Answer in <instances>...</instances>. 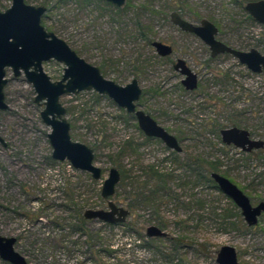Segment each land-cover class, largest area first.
I'll return each mask as SVG.
<instances>
[{
  "label": "rangeland",
  "instance_id": "374dc122",
  "mask_svg": "<svg viewBox=\"0 0 264 264\" xmlns=\"http://www.w3.org/2000/svg\"><path fill=\"white\" fill-rule=\"evenodd\" d=\"M131 1L132 6L149 2L152 5L148 7L164 12L166 18L172 10L183 13L185 9V17L191 21L207 18L213 22L219 28V39L232 47L255 48L264 54V28L249 21L244 10L249 0H237L242 7L231 0ZM27 2L47 6L42 17L47 30L65 39L87 61L103 68L108 78L121 84L137 78L145 89L161 85V91L167 92L151 98L148 105L162 109L165 117L172 115L162 123L182 136L181 157L199 154L208 160H219L221 171H227L229 179L253 204L264 200V146L243 152L222 143L219 133L220 128L236 125L264 141V70L251 72L229 54L220 55L203 69L199 64L201 60L194 56L188 61L198 71L202 89L195 93L181 92L175 87L180 76L169 63L159 61L153 48L138 38L134 30L136 8L121 11L105 0H65L61 4L60 0ZM11 3L12 0H0V9H7ZM167 19L140 10V22L152 27L154 38L170 41L172 36L176 37L173 57L183 55L184 51H202L197 39L174 29ZM203 55L205 59L207 53ZM144 60H147L146 66L138 70ZM64 68L65 65L56 60L44 63L45 72L53 80L62 78ZM7 78L5 94L9 107L0 110V134L7 142L6 146L0 143V233L17 238L16 249L25 255L29 264H159L151 247L161 241L150 240L154 237L145 235L147 226L157 225L146 222L152 209L141 203L133 208L129 204L135 202L133 179L139 176V183L144 179L142 167L156 164L164 170L176 168L169 161L163 144L158 141L146 144L134 120L127 123L118 118L128 117L125 110L106 95L90 90L62 96V103L72 110L67 114L71 135L93 147L95 162L103 169V177L96 184L90 173L52 157L50 127L41 118L44 106L35 102L34 87L24 75L15 77L11 69ZM172 86L174 88L169 89ZM210 120L218 127L211 125ZM129 136L141 143L138 154L119 155L120 146ZM112 167L122 168L130 175L118 185L113 200L131 211L127 222L139 217L140 235L144 237L137 240L125 227L113 229L104 227L101 221L89 220V232L100 231L106 245L118 249L117 259H105L99 255L94 257L88 235L74 230L77 221L73 207L78 202L91 205L85 210L108 207L101 191ZM177 183L178 180H172L168 195L157 203V214L167 224L161 229L174 235L178 232L175 221L201 215L204 221L193 229L197 238L212 243L216 251L222 245L233 246L241 264H264V214L255 226L246 229L241 226V221L245 223L242 216L240 222L231 216L227 219L228 225L222 224L214 219L211 208L197 209L193 196L178 188ZM197 189L201 190L200 198L216 200L213 203L216 213L228 209L235 215L239 211L222 192ZM194 222L191 219L189 225L194 226ZM99 247L103 245L100 243ZM0 264L9 263L0 258Z\"/></svg>",
  "mask_w": 264,
  "mask_h": 264
},
{
  "label": "water",
  "instance_id": "95a60500",
  "mask_svg": "<svg viewBox=\"0 0 264 264\" xmlns=\"http://www.w3.org/2000/svg\"><path fill=\"white\" fill-rule=\"evenodd\" d=\"M114 6L123 7L127 0H105ZM45 5H35L27 0H12L11 6L0 9V110L9 107L6 101L5 87L8 83L7 72L11 69L15 77L24 75L35 90V102L43 104L41 111L43 122L50 127L48 138L55 160L68 161L74 168L91 174L95 180H101L103 169L95 162L94 149L81 141L73 139L71 122L67 118L68 108L61 98L66 94H78L93 90L111 98L120 108L137 117L140 129L145 135L156 137L171 149L181 151L177 139L158 125L149 115L138 110L136 101L140 98V85L135 78L126 85L106 78L101 69L80 56L69 43L55 32L47 30L42 17L47 12ZM244 10L257 23L264 25V0L248 1ZM172 21L185 31L196 34L208 47L212 56L229 54L240 64L254 73L264 70V54L255 48L241 50L217 39L218 29L210 20L204 18L198 25L192 24L176 13L171 14ZM160 55L170 53L171 48L161 42H152ZM56 60L65 65L62 78L53 80L44 70V63ZM180 64V62H179ZM186 76L182 83L186 88L196 86V75L182 68ZM221 142L232 145L242 151L260 149L264 141L250 137L248 130L230 126L220 129ZM0 143L7 145L0 134ZM210 177L220 192L227 196L239 208L244 222L254 226L258 217L264 213V200L252 204L249 197L228 177L212 172ZM121 181V172L117 167L109 170L104 179L101 195L107 200V208H88L83 215L86 220H98L104 223H124L131 211L115 202L113 197ZM147 237H164L167 233L157 225L145 229ZM17 238L0 233V258L9 264H29L25 255L16 249ZM216 264H240L236 249L231 245H222L215 256Z\"/></svg>",
  "mask_w": 264,
  "mask_h": 264
},
{
  "label": "trees",
  "instance_id": "16d2710c",
  "mask_svg": "<svg viewBox=\"0 0 264 264\" xmlns=\"http://www.w3.org/2000/svg\"><path fill=\"white\" fill-rule=\"evenodd\" d=\"M62 1L60 0V4ZM102 1V0H101ZM236 2L239 6L242 7L241 2L237 0H231ZM250 1V0H249ZM107 2V1H106ZM248 2V1H247ZM108 3V2H107ZM110 4V3H108ZM152 4L149 2H144L143 5L140 6H132V1L127 0L125 6L116 7L118 10H129V9H137V19L135 21L134 30L137 33L138 38L143 39L147 44H149L151 38V27L148 24L142 25L140 22V10H147L151 13L157 14L156 10L151 9L148 6ZM112 7V6H110ZM246 17L249 21L254 22L253 19L246 13ZM218 25V24H217ZM264 28V26H263ZM138 62L140 59L138 58ZM147 60L142 61V64L138 66L139 69H143L146 66ZM103 70V68H102ZM104 71V70H103ZM139 73V72H137ZM101 97V96H100ZM72 111L71 108L68 109V112ZM126 113V112H125ZM127 114V113H126ZM127 117H118L125 122H129L132 119L130 115L127 114ZM120 119V120H121ZM137 127V124H134ZM236 126V125H232ZM239 127V126H237ZM72 129V126H71ZM73 137V136H72ZM73 139H75L73 137ZM150 141V140H147ZM93 148V147H92ZM140 149V145L135 143L133 140H126L123 146L119 148V155H124L126 153L130 154H138ZM174 162L176 163V168L170 170H164L159 168L156 164H150L148 166L142 167L141 170L144 173V179L139 183L138 177L135 176L133 179V188H134V197L135 202L130 203L131 208L140 206V203L143 206L149 207L152 209L151 217L146 220V222H153L157 224L160 228L166 227V222L158 216V203L159 201H163V197L167 196L169 193V184L172 180H178L176 184L178 188H183L193 196V202L197 209L204 210L207 207L211 208L210 213L212 216H215L214 219H219L220 223L228 225L229 219L231 216H235L238 218V222L241 221V216L239 211L234 215H231L228 209H223L220 213H216L215 206L213 205L214 201L212 198H200L198 194L201 193V190L198 191L197 188L201 187L204 189H208L211 191H219L216 183L210 177L212 172H218L228 178L229 175L227 171H221V162L219 160H208L204 158L202 155H186L185 157H181V154H176L174 157ZM119 169V168H118ZM120 170V169H119ZM177 171H181L180 173H176ZM121 181H124L126 177H130L127 172L121 168ZM141 175V174H140ZM232 180V179H230ZM94 183H98V180L92 179ZM120 181V183H121ZM119 183V184H120ZM197 189V190H196ZM117 193V192H116ZM115 193V195H116ZM171 198V197H170ZM158 203V204H157ZM231 204L234 209H236V205L231 201ZM91 206L88 203L78 202L73 207V212L76 217V223L74 225V230L79 231L81 234L86 233L88 235V243L91 246L92 254L94 257L99 255V257L117 259L118 249L112 247L111 244L106 245L103 237L101 236L100 231L97 233L89 232L88 223L89 220H86L83 213L87 206ZM214 206V207H213ZM235 213V212H234ZM135 220H131L130 222H124L119 224H110L102 222L104 227L115 228L116 226H121L129 229L131 233L137 236V240H140V219L139 217L134 218ZM195 220L194 226H190L189 222ZM204 217L199 215L197 218L189 217L187 219H179L174 222L175 227L177 228V233L174 235H166L164 237H154L150 238V240H159L160 244L154 245L151 247V251L153 255L156 256V261L159 264H216L215 262V253L216 250L213 247V244L207 240H202L197 238L194 235V230L199 227V225L204 221ZM228 223V224H227ZM233 226L235 225L234 222ZM241 226L245 229L248 226L241 221ZM194 229V230H193ZM192 234V235H191ZM144 237V236H143ZM100 243L103 247H99ZM106 245V247H104ZM96 262V260H95ZM157 263V262H156ZM119 264V262H118Z\"/></svg>",
  "mask_w": 264,
  "mask_h": 264
},
{
  "label": "flooded vegetation",
  "instance_id": "af4514ba",
  "mask_svg": "<svg viewBox=\"0 0 264 264\" xmlns=\"http://www.w3.org/2000/svg\"><path fill=\"white\" fill-rule=\"evenodd\" d=\"M250 1H254V0H250ZM109 3V2H108ZM111 4V3H110ZM246 4V3H245ZM113 5V4H112ZM125 6V5H124ZM117 7V6H116ZM166 9H168V8H166ZM189 11V10H188ZM158 13L157 14H160V15H163L164 17H165V19H167V23H169L170 24V26L171 27H173L174 29H176V30H179L181 33H183V34H185V35H188V36H192L193 38H195V39H197V41L200 43V46H199V48L202 50V51H198L197 50V52H191V51H184V53H183V55H181V54H178V56H175V57H173V55L175 54V52H176V45H175V38L176 37H174V36H172V39L170 40V41H168L166 38H161V39H159V38H154L152 35H150V38H151V40H150V42H149V46L151 47V48H153V50H154V52H155V56L158 58V60L159 61H162V62H164V63H169V65H171V68H172V70H173V72H176L180 77H179V80H178V83L175 85V87L179 90V91H181V92H186V93H195V92H197L198 91V89H202V84H201V78H200V76L198 75L199 73H198V71H195V69L193 68V67H195L191 62H189L188 61V58H190V59H193L194 58V56H198V59L199 60H201L200 62H199V64L201 65V67H203V69H207L208 67H209V63H211V62H215L218 58H219V56L220 55H223V54H226V53H223V54H217V55H215V56H212L211 55V53H210V50H209V47L196 35V34H194V33H192V32H189V31H185V30H183V29H181L178 25H176L173 21H172V19H171V14L172 13H176L179 17H181L182 19H184V20H186V21H188V22H190V23H192V24H195V25H198L199 23H200V21L202 20V19H204V18H201V19H199L198 21H191V20H189V19H187L185 16H186V14H184V12H185V9H184V12L183 13H181V12H179L178 10H172V11H170L169 12V14H168V17L166 18V14L164 15V14H162V13H164V12H162V11H157ZM248 14V13H247ZM207 19V18H206ZM209 20V19H208ZM254 21V20H253ZM255 23H257L256 21H254ZM257 24H259V23H257ZM149 25V24H148ZM260 26H264V25H261V24H259ZM150 26V25H149ZM151 27V26H150ZM217 27V26H216ZM217 29H218V33H219V28L217 27ZM218 33H217V39H219V37H218ZM151 34H152V27H151ZM171 38V37H170ZM220 41H222L221 39H219ZM154 41H158V42H161V43H163V44H165V45H167V46H169L170 48H171V51H170V53H168V54H165V55H160L156 50H155V48H154V46L152 45V42H154ZM222 42H224V41H222ZM224 43H226V42H224ZM227 44V43H226ZM229 45V44H228ZM231 46V45H230ZM77 52V51H76ZM78 53V52H77ZM207 53V57L204 59V57H205V55H203V54H206ZM79 54V53H78ZM80 55V54H79ZM209 55V56H208ZM81 56V55H80ZM83 57V56H82ZM179 62H180V64H179ZM99 67V66H98ZM186 68V69H189L192 73H194L195 75H196V86L194 87V88H192V89H189V88H186V86L182 83V80H184L185 78H186V76L184 75V74H182V72H181V70H182V68ZM100 69H101V72L103 73V75L106 77V78H108L105 74H104V71L102 70V68L101 67H99ZM200 72V71H199ZM220 74H222V72H220ZM109 79H111V78H109ZM133 79H135V78H133ZM132 79V80H133ZM137 79V78H136ZM111 80H114V79H111ZM131 80V81H132ZM138 80V79H137ZM115 82H117L116 80H114ZM130 81V82H131ZM138 82H139V80H138ZM117 83H119V82H117ZM129 83V82H128ZM128 83H126V84H128ZM119 84H121V83H119ZM126 84H121V85H126ZM139 85H140V89H141V93H140V98H139V100L138 101H136V107H137V109L138 110H141V111H143L145 114H147V115H149L158 125H160V126H162L167 132H169L170 134H172L176 139H177V141H178V143H179V145H180V147H181V151H176V150H174V149H171V148H168L163 142H162V140H160L159 138H156V137H151V136H147V135H145L144 134V132L140 129V126H139V123H138V120H137V117H136V115L134 114V113H129V112H127L125 109V112L128 114V115H130L131 117H132V119L134 120V122H135V124H137V129L139 130V132H140V137L141 138H143V140H144V142L147 144H149V143H152L153 141H158V142H161L162 144H163V146H164V148L168 151L167 153H168V158H169V161L173 164V165H175L176 166V163L174 162V157H175V155L176 154H181L182 152H183V147H182V142H183V138H182V136H180V134H177L175 131V133L173 132V130H171V128L169 127V126H166L164 123H162V122H165L164 120H167L166 118H169V119H171L172 118V115H169V116H167V117H165V115H166V112H163V110L162 109H155V108H153V107H151V106H149L148 105V103L151 101V98L152 99H155V97L157 96V95H163V94H165L167 91H161V89H162V86L161 85H159V87L158 86H155V87H153V88H147V89H145L144 87H142L141 86V83L139 82ZM174 88V86H172V88H169V89H173ZM148 96V97H147ZM156 102V101H155ZM123 109V108H122ZM161 118H164L163 120H160ZM173 118H174V116H173ZM129 123V122H128ZM209 123L211 124V125H213L214 127H218V125H216L215 124V121L214 120H210L209 121ZM209 123H208V126L207 127H209ZM206 124H207V122H206ZM129 125H131V124H129ZM223 128H225V127H223ZM241 128H243V127H241ZM220 129H222V128H220ZM220 129H219V133H220ZM244 129H246V128H244ZM246 130H248V129H246ZM249 131V130H248ZM249 133H250V137H252V138H254L253 136H252V134H251V132L249 131ZM131 139V137L129 136L128 137V139L127 140H130ZM131 140H133L135 143H137V144H141L140 142H136L135 141V139L132 137V139ZM147 140H150V141H147ZM253 150H256V149H253ZM253 150H251V151H249V152H252ZM242 151V150H241ZM243 152H247V151H243ZM165 160H166V158H165ZM241 189V188H240ZM261 201V200H260ZM250 202L252 203V201L250 200ZM259 202V201H258ZM253 204V203H252ZM256 204V203H255ZM237 207V206H236ZM238 208V207H237ZM239 209V208H238ZM239 213H240V210H239ZM262 214H264V213H262ZM261 214V215H262ZM260 215V216H261ZM240 216H242L241 215V213H240ZM259 216V217H260ZM259 217H258V219H259ZM244 221V220H243ZM258 223V222H257ZM246 224V223H245ZM247 225V224H246ZM248 226V225H247ZM255 226V225H254ZM248 227H252V226H248ZM163 230V229H162ZM238 255V254H237ZM241 264V263H240Z\"/></svg>",
  "mask_w": 264,
  "mask_h": 264
}]
</instances>
